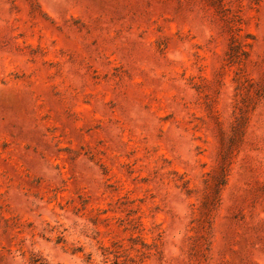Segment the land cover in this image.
<instances>
[{"label":"rangeland","instance_id":"obj_1","mask_svg":"<svg viewBox=\"0 0 264 264\" xmlns=\"http://www.w3.org/2000/svg\"><path fill=\"white\" fill-rule=\"evenodd\" d=\"M0 264H264V0H0Z\"/></svg>","mask_w":264,"mask_h":264}]
</instances>
